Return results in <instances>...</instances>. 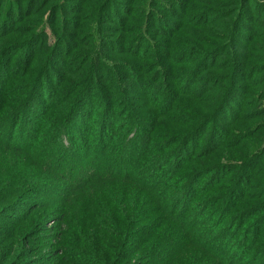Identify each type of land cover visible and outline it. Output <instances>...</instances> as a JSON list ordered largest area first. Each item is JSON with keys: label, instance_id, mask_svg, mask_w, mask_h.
Masks as SVG:
<instances>
[{"label": "rangeland", "instance_id": "374dc122", "mask_svg": "<svg viewBox=\"0 0 264 264\" xmlns=\"http://www.w3.org/2000/svg\"><path fill=\"white\" fill-rule=\"evenodd\" d=\"M160 1L0 0V56L5 46L16 45L10 55L18 52L17 56L8 65L24 62L20 67L12 66L18 69L14 72L23 74L34 64L47 63V54L43 52L49 50L43 45L50 49L61 41L63 45L57 49L51 73L68 86H79V78H84L94 48L100 43L105 47L103 49L102 45L101 50L106 52L107 60L124 66L129 79L148 78L150 69L157 64L164 71L175 72L177 81L170 83L172 89L168 91L178 103L176 113L169 114L170 118H155L151 109L136 101L137 87L130 88L132 93L126 94L131 103L139 107L138 113H148L147 124L154 130L148 132L149 136L158 139L164 137L158 134L170 135L175 130L174 125L186 117H189L191 127L196 122L195 115L203 122L202 127L204 121L212 122L204 130V138L186 140L187 147L182 155L185 157L188 153L189 160L183 156L179 158V164L185 162L180 171L173 165L164 203L157 197L159 185L154 189L139 185L154 195L157 209L141 206L130 217L137 221L143 214V218L146 216L155 221L134 225L129 241L132 245L126 244L130 251L125 264H227V261L211 259L204 250L206 241L211 239L225 242L233 258L229 264H260L264 262V194L261 187L264 166L257 170L253 162L248 164L252 151L246 152L245 143L250 142L248 138H255L251 142L264 153V43L258 40L264 38V0H174L178 6L173 1ZM16 4L23 8L18 20L14 17ZM187 4H194V7L187 9ZM27 6L31 12L28 15ZM149 7L154 13L152 19L157 17L162 21V27L153 28L149 35L153 49L158 52L153 60L140 57L145 53L144 46L136 38L145 21L141 16ZM180 7L181 15L185 14V28L168 34V30L183 28L180 22L183 19L176 13ZM197 8L204 11L200 17H192ZM235 16H239V20L234 26ZM4 18H12L13 26L7 28ZM231 25L238 36L237 42L242 41L245 54L234 61V72L236 63L242 68L236 80L231 74L230 81L232 78L234 83L228 82L227 55L222 53L217 58L212 50L224 47L217 44L225 39ZM41 27L45 32L44 40L41 39L39 44L41 47L31 49L32 57L27 59L28 51L20 45L35 39ZM251 40L253 47L249 50L246 43ZM112 44H117L118 48ZM128 50L132 52L127 54ZM43 55L45 59L41 57ZM209 56H212L211 60H208ZM37 65L31 68L32 77ZM120 70L116 71L119 76L123 74ZM49 77L41 78L45 85L53 84V75ZM28 81L29 76L24 77L20 84ZM155 89L158 96L165 95L163 89ZM229 89L234 92L225 99L223 92ZM222 99H225L223 108L228 107V113H224L223 108L218 110L220 103L216 107ZM213 108L216 109L209 114ZM12 114L0 113L1 133ZM222 132L230 135L217 141ZM210 133L216 137H212L206 151L198 153L205 149L202 144L208 142ZM193 143L195 150L190 153ZM61 176V172H45L32 159L13 156L0 145V264H78L79 258L97 257L105 247L110 254L101 258L112 259L111 250L119 249L120 244L114 241L107 246L101 242L102 233L112 231L113 209L117 207L116 211L123 214L118 183L96 186L82 197L77 188L61 182ZM105 193L114 194L112 201ZM232 193L236 198L231 199ZM131 207L135 209L136 204L131 202ZM78 216L87 221L88 235L85 239L77 235L76 243L73 239L76 228L72 225H77ZM63 243L71 250L70 260L63 257Z\"/></svg>", "mask_w": 264, "mask_h": 264}, {"label": "trees", "instance_id": "16d2710c", "mask_svg": "<svg viewBox=\"0 0 264 264\" xmlns=\"http://www.w3.org/2000/svg\"><path fill=\"white\" fill-rule=\"evenodd\" d=\"M153 1L161 3L160 0ZM168 1L175 2L174 0ZM176 4L178 6V3L175 2ZM165 7H167L166 4ZM187 7V9H192L194 4L193 6H188L187 4ZM14 8H17L14 17L18 20L23 8L17 7V4ZM200 9L197 8L192 17L199 16L204 11ZM29 10L30 6H27L25 8L26 15L31 13ZM181 10L182 7L176 13L178 18L183 19L180 21L183 28L168 30V34L182 31L185 28V14L181 15ZM183 10L186 12L185 7ZM205 15L209 16L208 13ZM153 16L152 8L149 7L144 16H141L145 21H143V26L138 30L140 36L136 37L139 44L141 43L144 46L143 51L145 53L140 57L146 60L155 59L158 53L153 49V40L151 41L149 35L154 31L153 28L162 27V21H159L157 17L152 19ZM11 19L4 18L3 22H6L5 26L7 28L13 26ZM204 19L205 17L202 18V21ZM238 20L239 16H237L234 26L238 23ZM232 27L231 25L228 34L224 35L225 39L220 44H217L224 47L212 49L215 50L217 58L222 53L227 55L225 61L228 63L230 71L228 82H231L233 77L236 80L242 71L239 63H236L237 69L234 72L236 57L245 55L241 48L242 41L239 40L237 42L238 36L235 35ZM44 34V28H38L35 39L28 40L20 45L21 48L23 47L28 51L27 59L32 57L31 49L41 47L39 44L41 39L44 40ZM258 40H260V43H264V38ZM258 40H255V43ZM62 45L61 41L50 49L43 45L45 49L49 50V52L47 50L43 52V54H47V63L34 64L37 65V68L33 73V77L30 71L34 65L31 68L28 67L23 74L14 72L18 69L15 70L12 66L18 65L20 67L24 62L8 65V62H11L12 58L17 56L18 52L10 55L16 45H10L9 47L7 45L2 50V55L0 56V113L13 114L6 121L7 127L2 133L3 128H0V145L15 157L29 161L32 159L37 166L39 165L47 173L50 171L61 172V182H66L77 188V192L79 191L82 197L89 194L94 190L92 188L96 186L99 187L105 185V183H118L116 185L120 189V200L123 205L121 211H123V214L120 215L116 211L117 207L113 209L114 217H112V220L114 222L111 226L112 231L103 232L101 242L107 246L114 241L115 244H120L119 249L116 251L114 249L111 250L112 259L105 260L101 258L110 254L109 249L105 247L102 252H99L97 257L79 258L78 264H125V257L127 252L130 251L127 246L132 245L129 241L132 239L131 235L135 230L134 225L155 221V219L150 217L144 216L143 218V214L139 215L137 221H133L132 216L130 217V214L140 209L141 206L148 205L155 211L157 209L154 195L152 196L143 188H153L159 185L157 186V197L161 199L160 203H164V199L167 196L165 191L169 188L170 180L168 179L171 177L173 165L180 171L181 166L185 163L179 164L181 162L179 158L183 156L182 153L185 152V147H187L186 140L204 138V130L208 127V124L210 127L212 121H204V126L202 127L203 122H200V117L195 115L194 118L191 117L196 119L194 126L191 127L192 124L188 123L189 117H186L178 125H174L175 130L173 133H169L170 135L158 134L159 137H164L152 139L148 132L154 130L147 124L148 113H138L139 107L131 103L132 100L126 94L132 93L129 91L130 88L133 90V87H137L138 90L135 95L138 99L136 101L145 105L144 108L151 109L155 118L159 116L163 118L169 116L170 118L169 114L176 113L174 111L176 110V103H178L176 98L172 96V92L168 91L172 89L170 83L177 81L176 73L170 70L164 71L162 66L157 64L152 70L150 69L148 78L129 79L125 74L127 69L122 68L124 66L112 64L110 60H107L106 52L101 50L103 43H100L94 48L95 52L90 57L89 68H87L84 78H79L81 80L80 84H78L79 86H68L67 83L61 81L58 77L56 78L51 73V63L56 59V55H58L56 53L57 49ZM112 45L118 48L117 44ZM246 46H249L250 50L253 47L252 40L250 43H246ZM131 52L128 50L127 54ZM45 55L41 57L45 59ZM211 57L209 56L208 60H211ZM213 63L216 64V62ZM244 67L248 69L247 66ZM117 69H121L120 71L123 74L119 76L116 72ZM17 74L18 76L16 77ZM50 74L53 75L51 79L55 80H53V84L45 85L41 78L50 79ZM231 74L232 78L230 81ZM27 76H29V81L20 84L24 77ZM128 81L131 84H128ZM155 88L163 89L165 95L163 97L158 96ZM6 89L7 91L12 90V92H6ZM149 91H151V94L148 95ZM232 92H234L233 89L224 90V98L231 96ZM225 99L217 103V108L219 103L221 104L218 110L224 107ZM215 109H211L209 114ZM228 111V107L223 108L224 113H228ZM180 113L184 116L182 111ZM194 114L192 115L194 116ZM184 129H186L184 132L187 131L188 133L183 137L181 135L184 133ZM229 135L222 132L217 141H223V136L227 139ZM208 137H210L208 142L205 143L204 141L202 144L205 149L198 153L206 151L208 145H210L209 142L213 140L212 137H216V135L210 133ZM248 139L250 142L245 143L246 152L252 151L249 153L248 164L253 162V167L255 166L259 170L262 165L264 166V153H261L259 149L257 150V147L255 148L254 143L251 142L255 138ZM190 147L191 153L195 150V144H191ZM187 154L183 157L188 161L189 156ZM175 179H177V176H175ZM139 185L143 186V188ZM216 185L214 184V186ZM261 187H263L262 191L264 194V179ZM148 190L152 191L151 189ZM104 195L111 201L114 197L113 193H105ZM234 198H236V195L232 193L231 199ZM131 202L136 204L135 209L131 207ZM168 203L166 200V204ZM171 204L173 203L171 202ZM137 212L140 213L139 211ZM72 226L76 228L73 232V239L76 243L77 235L82 236L84 239L87 238V221L84 218L78 216L77 225ZM77 229L79 233H77ZM220 237L222 238V236ZM128 242L129 244L126 246ZM204 247L211 259H216L223 263L227 261V264L233 259L226 249L225 242H221V239L207 240ZM62 254L65 260H70L71 250L64 243L62 245ZM262 258H264V255ZM260 264H264V262Z\"/></svg>", "mask_w": 264, "mask_h": 264}]
</instances>
